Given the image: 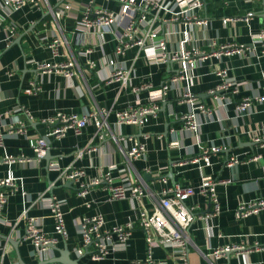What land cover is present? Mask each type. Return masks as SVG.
Wrapping results in <instances>:
<instances>
[{
	"label": "crops",
	"instance_id": "0c3cea01",
	"mask_svg": "<svg viewBox=\"0 0 264 264\" xmlns=\"http://www.w3.org/2000/svg\"><path fill=\"white\" fill-rule=\"evenodd\" d=\"M50 1L53 6L69 2L72 7L67 16L58 20L47 7L25 5L15 9L6 1L0 2V130L6 133L4 144L0 146V177L11 173L18 183L13 191L9 186L0 188L8 191L0 222V264H47V256H60L61 250L67 247L71 257L78 259L80 264H133L134 260L146 257L148 244L140 226L133 230L127 248L104 259H94L89 253L77 254L81 235L76 224L83 216L101 213L109 224L136 220L138 207L143 203L151 206L153 198L144 195L141 199L111 200L109 191L102 185L94 187L87 197L79 196L76 182L71 183L59 170L50 168L53 160L61 168L71 164L83 166L86 179L98 176L111 163H117L119 168H125L129 177L139 173L146 182L147 192L155 194L175 182L198 185L203 171L218 179L230 178L231 182L217 187L220 214L206 221L192 222L184 263L264 264V248L230 250L219 257L214 254L218 247L240 243L251 247L256 241L264 244V207L246 216L236 213L243 202L248 204L264 198V138L254 139L264 135V100L254 102L248 113L241 114L236 108L243 96L264 95L262 42L255 38L264 25V0H204L198 13L207 20L205 23L185 20L186 11L175 5V0H163L166 8L160 10L138 9L135 15L146 14V22L139 25L140 35L157 27L169 49L198 47L209 54L198 66L184 71L180 81L171 80L178 72L179 62H175L174 67L166 62L149 63L144 49L138 45L129 47L124 55L115 53L116 36L125 29L134 13L121 1L95 0V9L107 7L116 13L118 20L114 25H101L89 31L77 28L87 6L86 0ZM249 11L254 12L250 18L227 20V17L245 16ZM175 12L179 18L173 20ZM11 25L16 27V33L9 40L8 27ZM56 36L64 40L63 58L66 56L65 59L76 62L73 67L76 75L43 72L37 68L35 62L51 58L48 44ZM230 41L245 44L248 55L215 53L217 47L212 43ZM87 48L91 51L85 53ZM89 59L96 61L95 67L89 66ZM110 59L132 68L129 85L109 80L114 68ZM219 67L227 68L231 77L242 82L237 97L233 98L229 92H211L220 81L216 74ZM146 83L155 88L168 85L158 113L142 125L117 124L114 109L134 103L137 98L147 100L148 89L135 90ZM34 84L40 88L29 92ZM185 90L197 100L195 105L203 104L211 110L208 119L199 112L202 120L199 134L181 136L184 122L181 116L190 112L193 105L182 100ZM93 107L112 110L108 116L110 128L118 137L123 136V140H94L96 126L91 123L80 134L70 129L61 139L49 137L50 154L46 153L41 160H19L22 156L34 155L31 138L50 135L51 125L44 119L58 112H88ZM20 121L25 124L23 130L9 134L7 129ZM180 139L182 145H172ZM135 140L145 143L147 152L128 163L120 146L131 145ZM214 144L225 145L227 149L213 153L210 164L204 159L190 160L201 154L203 146ZM10 155L15 160L7 159ZM231 156L240 161L229 165L227 161ZM113 173L121 174L118 169ZM161 175H166L167 181L161 180ZM53 194L65 200L69 236L67 240L59 236L56 248L40 254L33 242L25 238L26 219L18 223L17 220L26 210L28 215L39 217L41 231L54 233V218L45 204L46 198ZM188 202L199 203L201 212L210 209L206 196L198 192ZM178 249L157 246L154 257L173 262Z\"/></svg>",
	"mask_w": 264,
	"mask_h": 264
},
{
	"label": "built area",
	"instance_id": "2783aa9c",
	"mask_svg": "<svg viewBox=\"0 0 264 264\" xmlns=\"http://www.w3.org/2000/svg\"><path fill=\"white\" fill-rule=\"evenodd\" d=\"M6 1L13 8L18 9L25 5L32 7L44 8L51 11L55 18L62 19L67 16L68 11L72 5L68 2L61 5L53 6L50 0H0ZM123 4L129 6L133 13V17L125 29L118 32L116 36L115 53L124 55L129 47L140 46L146 53V58L149 63L166 62L174 67L175 62H179V69L177 74L171 77L172 81H180L183 78V72L198 66L202 60L208 57L209 54L202 48H183V49H169L166 38L161 35L157 27L149 29L146 34L140 35L139 25L146 22V14L141 13L135 15L138 9L146 10L150 8L163 9L166 8L163 0H119ZM87 6L83 12L82 20L79 21L77 28H84L87 31L91 28H96L101 25H114L118 20V16L113 10L107 7H95V0H86ZM204 0H175V5L185 9V20L188 22L205 23L207 20L200 17L198 11L203 8ZM173 10V9H170ZM95 15L92 16V13ZM253 11L247 12L245 16H232L227 17V20L247 19L253 15ZM179 18V14L175 12L173 20ZM171 19V18H170ZM154 24V22H152ZM16 27L11 25L8 27L7 39L14 36ZM255 38L262 42V54L264 55V25L260 32L255 35ZM64 40L60 37H53L49 42L48 47L51 50V58L47 61L35 62L38 69L43 72L55 71L66 76L76 75L73 69L76 62L72 59L63 58L61 47ZM217 47L216 54H234L248 55V47L243 43L235 41L217 44L212 43ZM91 49L87 48L85 53L90 52ZM114 59H110V63L114 65L109 75V80L121 81L124 85H129L132 78V68L126 67L124 64L115 63ZM90 67H95L96 61L93 59L88 60ZM220 81L215 88L211 90L212 93H226L229 92L232 97H237L240 92L242 82L236 80L229 75V71L225 67H219L216 70ZM262 81L264 83V70L262 72ZM40 86L33 85L28 91L32 92L39 89ZM141 88L148 89V98L143 101L137 98L134 103L128 104L123 107L115 108L117 124H138L142 125L148 121L149 117L156 115L160 110L161 102L165 100L168 93V85L164 84L160 87H153L152 84H141L135 87V90ZM182 100L191 102L192 109L185 115L181 116L183 119V126L181 127V136L189 133L199 134L202 127V120L199 118V112L202 111L206 115V119L210 118L211 110L203 104L195 105L197 102L192 96V93L185 90L181 94ZM264 100V95L257 96H243L237 101V111L239 113H248L252 110L254 102ZM17 109H22L17 107ZM112 112L109 108L93 107L88 112H58L54 116L44 119L46 124L51 125L50 135L36 136L30 139L31 147L34 155L31 157H20L21 162H32L34 160H41L46 156L49 149V137L53 139L63 138L67 132L72 129L76 134L82 133L83 129L89 124H95L96 131L94 140H106L108 138H115L123 140V136H117L110 128L108 116ZM24 122L20 121L17 124H12L7 131L9 134H15L23 130ZM175 131V129H172ZM6 133L0 130V146L4 144ZM264 135L255 136L256 141H261ZM183 141L177 140L172 145H182ZM225 145H209L203 146L202 152L198 156H192L190 160L198 161L204 159L207 164H210V157L213 153L227 149ZM121 153L126 162L131 163L138 158H142L147 148L145 143L135 140L131 145H121ZM82 152V150H80ZM2 158H0L1 160ZM7 159L15 160L13 156H8ZM239 158L231 156L228 158L227 163L233 165L239 162ZM50 168L57 169L61 175L69 180H74L78 185V195L87 197L91 190L99 185L104 186L109 191V198L111 200H119L126 198H142L144 195L151 196L153 203L151 206L143 203L138 207V216L136 220H128L124 223L109 224L105 216L97 213L91 216H83L77 221V228L81 235V243L77 247V254L84 255L89 253L94 259H104L107 256L114 254L120 249H125L129 245V239L136 228L140 226L145 234L148 244L147 255L145 258L136 259L133 264H180L186 260V252L190 238V227L192 222L197 219L203 221L208 218L215 217L221 212V204L218 197L217 187L222 183L231 182L230 178L218 179L212 174L203 171L201 182L198 185L190 183L175 182L173 185L163 188L158 194L154 192H147L146 182L139 173L127 176L125 168H119L117 163H111L106 170L100 172L98 176L86 179V170L83 166L71 164L65 168H61L57 161L53 160L50 163ZM118 169L121 174L114 175V170ZM160 173V171H158ZM161 174V173H160ZM161 180L167 181L166 175H161ZM10 187L13 191L18 188V183L13 174H8L5 177H0V188ZM201 193L208 199L210 209L206 212H201L202 208L199 203H189L188 200L196 193ZM8 200V191L0 190V222L3 220V207ZM48 207H50L52 216L54 218V233H46L39 229V217L28 215L25 210L17 223L22 219H26L25 238L31 240L38 252H50L57 246L60 237L67 240L69 233L66 227L65 220V200L59 199L56 195H51L46 198ZM90 204V201L87 202ZM264 207V198L251 203L239 205L237 215L246 216L259 208ZM175 247L176 250L174 261L168 262L166 260H159L154 257L155 247ZM264 248V244L254 242V245L247 247L245 244H233L228 247H218L214 249V254L219 257L221 254L230 250H245V249H260ZM183 260V261H181ZM186 264V263H184Z\"/></svg>",
	"mask_w": 264,
	"mask_h": 264
},
{
	"label": "water",
	"instance_id": "95a60500",
	"mask_svg": "<svg viewBox=\"0 0 264 264\" xmlns=\"http://www.w3.org/2000/svg\"><path fill=\"white\" fill-rule=\"evenodd\" d=\"M47 153L50 154L49 149L47 150ZM71 183H74V180H71ZM54 248H56V246H54ZM51 263L53 264H80L78 259H74L71 257L70 250L68 247L65 249V251L61 250L60 256H55L53 258L52 257L48 258L47 256V264H51Z\"/></svg>",
	"mask_w": 264,
	"mask_h": 264
}]
</instances>
